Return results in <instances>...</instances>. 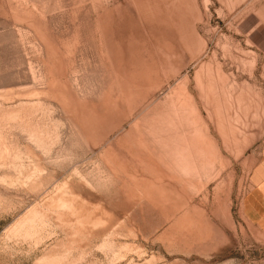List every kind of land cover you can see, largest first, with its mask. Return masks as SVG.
Returning <instances> with one entry per match:
<instances>
[{
  "label": "rangeland",
  "instance_id": "rangeland-1",
  "mask_svg": "<svg viewBox=\"0 0 264 264\" xmlns=\"http://www.w3.org/2000/svg\"><path fill=\"white\" fill-rule=\"evenodd\" d=\"M264 0H0V264H264Z\"/></svg>",
  "mask_w": 264,
  "mask_h": 264
},
{
  "label": "crops",
  "instance_id": "crops-1",
  "mask_svg": "<svg viewBox=\"0 0 264 264\" xmlns=\"http://www.w3.org/2000/svg\"><path fill=\"white\" fill-rule=\"evenodd\" d=\"M242 212L245 220L264 237V148L250 172Z\"/></svg>",
  "mask_w": 264,
  "mask_h": 264
}]
</instances>
